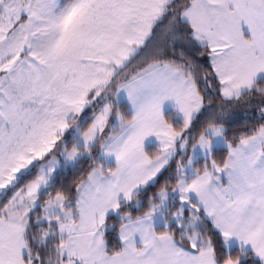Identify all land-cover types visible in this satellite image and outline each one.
<instances>
[{
  "label": "snow or ice",
  "instance_id": "6c2138e0",
  "mask_svg": "<svg viewBox=\"0 0 264 264\" xmlns=\"http://www.w3.org/2000/svg\"><path fill=\"white\" fill-rule=\"evenodd\" d=\"M0 264H264V0H0Z\"/></svg>",
  "mask_w": 264,
  "mask_h": 264
}]
</instances>
